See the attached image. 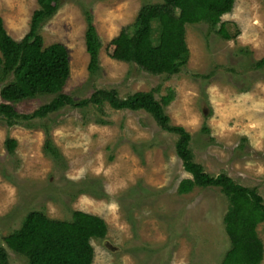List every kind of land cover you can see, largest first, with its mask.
<instances>
[{
    "label": "rangeland",
    "instance_id": "rangeland-1",
    "mask_svg": "<svg viewBox=\"0 0 264 264\" xmlns=\"http://www.w3.org/2000/svg\"><path fill=\"white\" fill-rule=\"evenodd\" d=\"M160 2L59 0L38 33L43 46L58 42L67 49L69 75L62 92L78 100L95 89H113L120 98L153 90L159 100L171 89L173 98L163 109L172 125L190 134L194 160L210 175L222 172L255 188L264 204V65H255L264 58V0H234L221 16L229 39L216 32L218 25L186 24L187 62L170 76L107 57L105 44L132 24L140 6ZM35 8L36 0H0L10 37L19 40L27 32ZM86 9L101 44L94 73L87 70ZM11 80V74L0 79V87ZM53 96L39 94L14 107L29 114ZM44 125L58 160L42 149ZM8 138L16 141L13 151L4 145ZM175 140L145 111L113 109L105 102L65 105L43 119L14 125L1 120L0 243L5 246L2 237L30 210L59 220L82 210L107 227L105 237L90 240L91 264H221L229 248L222 221L227 199L212 186L177 193L178 181L188 174L175 154ZM256 231L264 264V222ZM6 249L9 264H27L25 256Z\"/></svg>",
    "mask_w": 264,
    "mask_h": 264
},
{
    "label": "trees",
    "instance_id": "trees-1",
    "mask_svg": "<svg viewBox=\"0 0 264 264\" xmlns=\"http://www.w3.org/2000/svg\"><path fill=\"white\" fill-rule=\"evenodd\" d=\"M27 32L14 40L3 27L0 17V79L12 75V80L0 87V121L14 125L20 119H43L63 106L85 107L107 103L113 109L143 110L154 119L160 129L174 134V149L182 169L188 177L177 183L178 194H186L195 187H217L227 199L222 221L229 248L221 264H259L263 256V243L256 227L264 222V204L255 188L234 182L225 173L210 175L194 160L190 148V134L180 125H172L163 107L173 98V91L160 96L153 90L136 91L120 98L113 89H95L86 98L75 100L62 92L69 75L68 52L61 43L43 46L38 33L41 23L57 10L59 0H36ZM234 0H161L140 6L129 27L122 29L104 46V53L113 60L133 63L150 74L172 75L184 66L188 58L185 41L186 24L205 21L210 27L218 25L216 32L229 39L223 14L229 13ZM156 23L152 25V23ZM84 46L88 55L87 70L98 69L101 47L92 22L90 10H85ZM255 65H264V58ZM39 94H53L46 103L29 114H20L14 104ZM43 151L54 160L60 158L54 147L47 125L43 126ZM203 133L207 127L201 128ZM8 151L16 146L15 139L4 141ZM106 223L96 214L72 210L69 220L48 217L43 211H28L17 229L2 237L4 245L23 255L27 264H91L93 249L90 240L103 238ZM0 243V264H9L7 249Z\"/></svg>",
    "mask_w": 264,
    "mask_h": 264
}]
</instances>
